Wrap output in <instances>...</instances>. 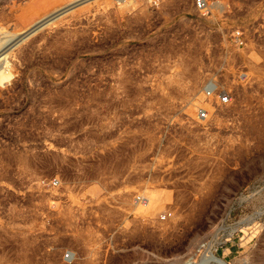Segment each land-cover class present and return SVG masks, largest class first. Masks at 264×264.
Returning a JSON list of instances; mask_svg holds the SVG:
<instances>
[{
	"label": "rangeland",
	"instance_id": "1",
	"mask_svg": "<svg viewBox=\"0 0 264 264\" xmlns=\"http://www.w3.org/2000/svg\"><path fill=\"white\" fill-rule=\"evenodd\" d=\"M195 1L0 0L8 39L67 8L7 57L0 264H264V12Z\"/></svg>",
	"mask_w": 264,
	"mask_h": 264
},
{
	"label": "built area",
	"instance_id": "2",
	"mask_svg": "<svg viewBox=\"0 0 264 264\" xmlns=\"http://www.w3.org/2000/svg\"><path fill=\"white\" fill-rule=\"evenodd\" d=\"M134 0H117V3H128ZM213 2L210 0H196L195 1V8L202 14V15H210L212 13L213 9ZM9 37H6L5 35H0V53L4 49V46H6V40ZM232 41L237 46H243L245 41L243 38V35L240 31L234 32L231 35ZM202 93L204 97L206 98V101L211 103V106H221L230 104L232 101V93L230 90L225 88V85L219 83L216 81V79H208L206 83L204 84L202 88ZM211 111L207 107H198L196 110V117L199 121H205L210 117ZM52 184H56V180L52 181ZM137 202H144L145 197L137 196L136 197ZM68 253H66L67 255Z\"/></svg>",
	"mask_w": 264,
	"mask_h": 264
},
{
	"label": "bare ground",
	"instance_id": "3",
	"mask_svg": "<svg viewBox=\"0 0 264 264\" xmlns=\"http://www.w3.org/2000/svg\"><path fill=\"white\" fill-rule=\"evenodd\" d=\"M82 1H86V0H82ZM134 1H136V0H134ZM134 1H131V2H134ZM79 3H81V2H79ZM79 3H76L75 5H77ZM128 3H130V2H128ZM75 5L70 6V8L75 6ZM66 10H67V8L60 10V11H57L56 13H53V15L51 14V16H49V17L42 18V19L38 20L37 22H35L33 24L32 28H30V30H28L24 33H18L16 35H14L12 38L5 41L6 46H4V49L0 53V85H5V83L11 79V73H9L10 70L8 68V70H9L8 71L6 69V66L8 65L7 57L10 55V52L13 50V48L16 47L26 37H28V35L30 33H33L38 28H41V27L48 25L59 14L65 12ZM0 47H1V45H0ZM213 260L219 262L220 264H227L225 261L218 259V258H215V257L213 258Z\"/></svg>",
	"mask_w": 264,
	"mask_h": 264
},
{
	"label": "crops",
	"instance_id": "4",
	"mask_svg": "<svg viewBox=\"0 0 264 264\" xmlns=\"http://www.w3.org/2000/svg\"><path fill=\"white\" fill-rule=\"evenodd\" d=\"M230 2H236V6L233 8L234 9V14L242 15L246 14V5L243 3L245 2H250L251 6L249 9L254 10L255 14H263L264 12V0H226ZM253 14V12H251Z\"/></svg>",
	"mask_w": 264,
	"mask_h": 264
}]
</instances>
